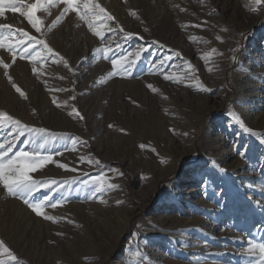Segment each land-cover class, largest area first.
Segmentation results:
<instances>
[{
  "label": "rangeland",
  "instance_id": "374dc122",
  "mask_svg": "<svg viewBox=\"0 0 264 264\" xmlns=\"http://www.w3.org/2000/svg\"><path fill=\"white\" fill-rule=\"evenodd\" d=\"M35 2L17 0L22 12ZM97 2L116 18L107 24L133 33L130 39L105 29L101 44L75 13L53 23L64 5L37 11L41 32L21 12L6 8L0 16V25L12 29H0L10 37L0 47V61L10 65L7 73L12 77L10 82L0 65V112L47 130L26 132L15 141L13 153L24 149L51 155L54 162L29 175L58 181L33 199L50 197L57 203L56 208L51 203L42 208L55 222L36 215L0 185V240L17 261L5 256L0 260L255 264L257 257L249 256L247 249L251 243H264V103L255 101L259 91L248 96L251 86L264 85V6L252 11V0ZM21 30L45 40L68 67L51 55L38 62L17 55L13 64L7 45L15 44ZM104 46H110L108 56L117 59L141 47L147 50L131 75H109L114 71L111 59L95 51ZM35 50L43 54L41 45ZM206 53L211 54L207 61L201 58ZM166 56L171 58L160 65ZM217 63L223 73L224 102L217 93L199 88L212 86ZM74 109L83 119L69 114ZM243 112L249 116L244 125L255 135L236 121ZM2 129L0 140L16 135L9 124ZM30 138L35 143L25 144ZM44 139L49 142L40 149ZM217 142L224 145L214 148ZM89 158L100 163H90ZM99 176L119 187L94 193L93 181ZM66 180L74 182L64 184Z\"/></svg>",
  "mask_w": 264,
  "mask_h": 264
},
{
  "label": "snow or ice",
  "instance_id": "6c2138e0",
  "mask_svg": "<svg viewBox=\"0 0 264 264\" xmlns=\"http://www.w3.org/2000/svg\"><path fill=\"white\" fill-rule=\"evenodd\" d=\"M126 2V0H125ZM254 3L258 6H264V0H254ZM64 5L62 10L60 11L59 16L56 17V20L53 23L58 22L62 17L69 13H75L80 21H83L89 31L93 33L94 36L100 38L101 44L104 43L105 40V29L109 32H120L123 33L125 39H130L133 35L131 32H125L122 27L117 26V28H111L107 22L114 21L116 18L111 13H109L105 7L101 6L97 0H83L81 4V0H36L35 3L29 4L26 11H21V8L17 4V0H0V16H2L5 12V9H9L12 12H21V15L26 16L28 22L32 25V27L36 30V32H41V24L42 21L37 17L36 13L41 8L46 10L47 7L52 5ZM252 11H256L255 8H252ZM135 15V13H131ZM195 27H200V25H195ZM0 29H8L11 33L12 29L9 25L3 24L0 25ZM223 31H227V29H222ZM25 38L27 39V43H25ZM9 36H4L0 33V47H4L5 41L9 40ZM217 40H220V37H216ZM112 43L109 40V45ZM156 43V41H153ZM36 45H41L43 49L42 52H38L35 50ZM8 51L12 53V63L16 62L17 55L21 59H29L32 62H38L40 60H46L49 55L54 58H58L57 62H63L66 67H68V61L60 55L59 52H56L51 48L45 40L38 39L35 36L29 35L28 32L20 31V38L16 40L15 44L9 43L7 45ZM117 49L121 47L119 43L116 45ZM163 47V45H161ZM147 49L141 47L136 52H130L127 55H122L120 58H112L108 56V53L112 52L113 49L110 46L98 47L95 49L97 53H104V57L106 59H111V65L114 71L109 73V75H131L132 68L135 67L137 61L141 58V53L146 51ZM235 52V49L232 50ZM216 49H212V53H215ZM175 55L179 56L180 54L177 52ZM210 53H206L201 58L207 61L210 57ZM222 55V53L220 54ZM129 57H134V59H129ZM171 57H165L159 63L160 65H164L167 60ZM233 61L236 60V56L233 55ZM0 65L6 70L5 75L8 77L9 81H12V77L8 75L7 69L10 67L9 64L0 61ZM189 67H192L189 65ZM69 72L72 71L71 67L68 68ZM34 74L38 73V69L35 66L32 68ZM194 71V69H193ZM192 73H189L188 77L190 78ZM63 79V77H61ZM165 80L172 79V77L165 76ZM12 87L25 99L27 96L25 93L15 84L12 83ZM149 88H153L151 84L148 85ZM200 90L208 91L209 89L204 88L202 85L199 86ZM155 91V89H153ZM75 97H73L74 99ZM54 104H57L56 100L52 101ZM60 105L57 104V107ZM35 111V110H33ZM70 115L74 114L75 116L83 119L80 112L78 110L73 111V113H69ZM236 121L244 128L246 132L255 135L250 128H247L244 125L242 119L239 116L235 117ZM4 124H9L12 126V130L16 133L12 140L3 139L0 140V185L7 190V192L13 197H19L24 201V203L31 208V210L36 213L38 216H43L46 220H52L55 222V217L49 216L42 212V208L47 204L51 203L50 197H44L43 199L36 200L33 202L35 194L41 190L51 189L53 185H56L58 181L56 180H39L33 179L30 172H34L37 169L43 167L48 163H52L53 157L51 155H42L40 151H25L24 149H20L19 151H15L13 153V149L15 148V141L19 140L21 136H24L25 133H37L44 134L47 132L44 128H34L29 127L27 124H23L19 119H15L13 116L9 115L7 112H0V130ZM111 127V125H109ZM123 131V130H122ZM187 135V133H185ZM55 139V135L52 136ZM63 139H67V137H62ZM29 142L35 143V139L25 140L24 143L27 144ZM48 139H44L43 143L39 144V148L43 149L45 145L48 144ZM261 143H264V139L261 140ZM141 147H144L141 145ZM73 150H75V141L73 142ZM12 153V155H9ZM58 155H62V153H58ZM243 155V153H241ZM81 160H84V157H81ZM90 163L99 164V161H92L89 158ZM58 167L63 169H68L69 166L64 163H58ZM71 171L75 172V168H71ZM116 171V170H114ZM122 175V173H121ZM74 182L72 181H64V184H70ZM93 184L94 193H103L108 189H116L119 186L116 184H109L107 180L103 176H99L94 179ZM105 201L101 200V203ZM119 203V201H118ZM52 208L57 207V203H51ZM57 235H62V233H57ZM247 254L252 257H257L255 264H264V243H251L250 247L247 249ZM0 256H5L8 260L17 261V256L13 254L12 250L5 244L3 240H0ZM0 264H6L5 260H0ZM19 264H24L23 261H19Z\"/></svg>",
  "mask_w": 264,
  "mask_h": 264
},
{
  "label": "bare ground",
  "instance_id": "6f19581e",
  "mask_svg": "<svg viewBox=\"0 0 264 264\" xmlns=\"http://www.w3.org/2000/svg\"><path fill=\"white\" fill-rule=\"evenodd\" d=\"M253 2H254V0H252ZM247 3V2H246ZM252 4V3H251ZM251 4H249V5H251ZM254 8L256 7H258V5H256L255 3H254V6H253ZM259 11V10H258ZM262 13V11H260V13L259 14H261ZM217 72L216 73H214V75H213V77H212V80H211V87L209 88V90L207 91V92H209V93H217V95H219V97H220V100L222 101V102H224L223 100H224V95H225V90H223V81L221 80V76H222V74H221V72H220V70L221 69H219V68H221V65H220V63H217ZM215 69V68H214ZM260 71V70H259ZM264 71V70H263ZM220 72V73H219ZM262 72V71H261ZM223 78V77H222ZM250 89H252V94L250 95V96H248V97H253V96H255V94H257V93H255L256 91H259L260 93H259V95H257V97H256V99H255V101L256 102H258V104L260 103V104H263L264 103V85L263 84H261V85H258V84H254L253 86H251V88ZM242 91V88L240 87V86H237V92H241ZM241 96V95H240ZM243 96V95H242ZM243 98V97H242ZM247 98V97H246ZM238 100H241V99H238ZM257 106V105H256ZM259 106V105H258ZM238 109H241V107L239 106L238 107ZM243 109V108H242ZM244 109H246V108H244ZM244 113V112H243ZM246 114L247 113H244V115H243V117H242V120L243 121H248V119H249V116H246ZM258 114V113H257ZM224 144L223 143H220V142H217L213 147L214 148H218V147H220V146H223ZM174 201V200H173Z\"/></svg>",
  "mask_w": 264,
  "mask_h": 264
},
{
  "label": "trees",
  "instance_id": "16d2710c",
  "mask_svg": "<svg viewBox=\"0 0 264 264\" xmlns=\"http://www.w3.org/2000/svg\"><path fill=\"white\" fill-rule=\"evenodd\" d=\"M127 176H129V174L127 172H125Z\"/></svg>",
  "mask_w": 264,
  "mask_h": 264
}]
</instances>
